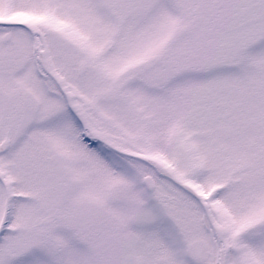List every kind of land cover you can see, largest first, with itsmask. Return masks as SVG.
<instances>
[{
  "label": "snow or ice",
  "instance_id": "6c2138e0",
  "mask_svg": "<svg viewBox=\"0 0 264 264\" xmlns=\"http://www.w3.org/2000/svg\"><path fill=\"white\" fill-rule=\"evenodd\" d=\"M0 264H264V0H0Z\"/></svg>",
  "mask_w": 264,
  "mask_h": 264
}]
</instances>
